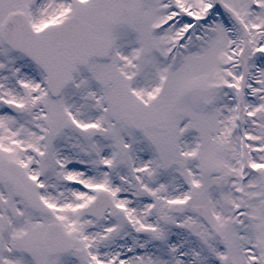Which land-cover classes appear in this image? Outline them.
I'll list each match as a JSON object with an SVG mask.
<instances>
[{"label": "snow or ice", "instance_id": "obj_1", "mask_svg": "<svg viewBox=\"0 0 264 264\" xmlns=\"http://www.w3.org/2000/svg\"><path fill=\"white\" fill-rule=\"evenodd\" d=\"M0 264H264V0H0Z\"/></svg>", "mask_w": 264, "mask_h": 264}]
</instances>
